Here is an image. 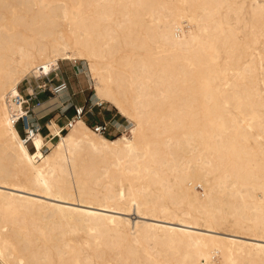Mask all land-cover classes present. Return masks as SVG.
<instances>
[{"label":"bare ground","instance_id":"obj_1","mask_svg":"<svg viewBox=\"0 0 264 264\" xmlns=\"http://www.w3.org/2000/svg\"><path fill=\"white\" fill-rule=\"evenodd\" d=\"M65 60L122 133H18ZM0 207V264H264V0H0Z\"/></svg>","mask_w":264,"mask_h":264},{"label":"rangeland","instance_id":"obj_2","mask_svg":"<svg viewBox=\"0 0 264 264\" xmlns=\"http://www.w3.org/2000/svg\"><path fill=\"white\" fill-rule=\"evenodd\" d=\"M187 28H188V26H185L184 29H187ZM178 33L183 36L182 32H178ZM79 66H80L81 70H79ZM58 74H59V76H56L54 74L49 75L50 82H48V91L46 92L47 95H45V97H42V99H44V101L46 99H49V97H52L55 95L53 87L56 85V81H59L58 78H61L62 76H64V78H62V80H66L68 83V87H70L73 90V93H71L73 97L80 96L81 98H84L87 105L92 103V96L94 93L93 82H92V79L90 78V75L86 71V64L83 63L82 60H77V61L65 60L62 62L60 61V68L58 70ZM45 80H47L46 77L40 78V79L37 78L36 80L33 78V82L32 81H31V83H30V81H28V82L32 85L31 87H33V85L34 86L37 85L38 82L42 83ZM27 88H28L27 82H25L21 85V91H23V89L27 90ZM66 106H68L66 102H64L61 106H54L53 108L49 109L51 111L45 112L46 116L44 115L45 117L43 119H46V123H50L52 121H55V116L60 112V110H62V108L65 110V108H67ZM103 106L105 108H107V107L111 108L112 112L114 114H116L115 116L120 119V121L122 122L121 124L123 126L129 125V122L127 121L126 118H124L123 116L120 117L118 109L113 104H111L110 102L104 101ZM57 107L60 109H57ZM68 109L70 111L72 109H74V114L72 116L69 114L70 118H72L75 115L74 104L70 105L68 107ZM102 111H104L103 108H102ZM36 114L39 115L41 113L39 111ZM67 114H68V112H67ZM67 121H68V119H66V123H64V125L61 126L62 133L67 132V126H66ZM88 124L90 126H92V124H90V123H88ZM17 126H18L19 130L21 131V135L25 136L24 131H23L22 122H19L17 124ZM121 126H119V129L117 127V129H115L116 131H114L112 133H106L105 135H107L108 137H113V136H116V135L122 133V130H124V129H123V126L122 127ZM40 131L43 134H46L49 132V129L47 131H46V129H40ZM51 131H52L53 135L56 134V130L52 129ZM126 131H128V130H126ZM57 139H58V136H53L52 140H50V141H48L49 139H46V141H45L46 144L43 147V151H45V152L49 151L50 148L53 146V143ZM28 146H29L30 150L33 149V145L31 143V141L28 142ZM195 190L197 192H199L200 194H203V192H204V189L200 184L196 185ZM0 210L4 213L5 216H7V217L11 216L12 217V214H13V208L12 207L4 208V209L2 207H0ZM131 216L134 217L136 215L132 214ZM220 257L221 256L219 255V253H215L212 256V258H214L213 260L218 261V262L221 259Z\"/></svg>","mask_w":264,"mask_h":264},{"label":"crops","instance_id":"obj_3","mask_svg":"<svg viewBox=\"0 0 264 264\" xmlns=\"http://www.w3.org/2000/svg\"><path fill=\"white\" fill-rule=\"evenodd\" d=\"M59 68H60V66H59ZM62 78H64V76H62L61 78H58L59 81H61ZM59 81H56V83H58ZM22 92L27 93V90L23 89ZM71 93H73V90L70 87H68L60 95L49 97L52 100L47 102L48 111H51L49 109L53 108L54 106H61L64 102L67 103V105H68V106H66L67 108H65V110L62 108V110H60V112L55 116L54 122L57 123V125L60 128L62 125H64V123H66V119L70 118L69 114L71 116L74 114V109H72L71 111L68 109V107L72 104H74V107L75 106H85V111L82 115V118L87 124L88 123L93 124V123L107 122V123H109V126H110L109 133L116 131L115 129H117V127L115 125L118 126V129H119V126L122 125L121 124L122 122L120 121V119L118 117L115 116L116 114H114L112 112L111 108H109V107L105 108L103 106V103H102V105H99L98 102H94V96H92V103H91L92 107H91V109H88L87 108L88 105L86 104V101L84 98H81L80 96L73 97ZM45 95H47L46 92L40 94L41 99H42V97H45ZM42 100L44 101V99H42ZM102 108L104 109V111H102ZM57 109H60V108L57 107ZM45 112H43L40 115H38V114H36V112H34V114L30 115V119H32V121L35 124L39 125L41 129L48 130L47 126L49 125V123L47 124L46 119H43L46 116ZM67 112H68V114H67ZM119 115H120V117L123 116L124 118L127 119V117L124 116L123 114H121L120 112H119ZM15 126H16L18 133L21 135V131L19 130L18 126L17 125H15ZM52 129L56 130V126H52L51 130ZM55 135H53V136H55ZM21 136H23V135H21ZM48 141H50V140H48ZM45 144H46V142H45ZM32 145H33V143H32ZM33 149H34V146H33Z\"/></svg>","mask_w":264,"mask_h":264},{"label":"built area","instance_id":"obj_4","mask_svg":"<svg viewBox=\"0 0 264 264\" xmlns=\"http://www.w3.org/2000/svg\"><path fill=\"white\" fill-rule=\"evenodd\" d=\"M48 82H50L49 78L43 81L42 83L38 82V84L33 86L32 89L27 93H22V92L14 93L8 97V102L11 108L19 109L22 103H25L27 107V111L25 112V114H19V115L14 114L17 116L16 123L18 124L19 122H22L23 131H24L26 138L28 137L30 138V134L33 129H37V130L41 129L39 125L35 124L32 121V119L29 118V115H30L29 112L34 113V108L43 102L40 94L48 91ZM67 88H68L67 81L61 80L58 83H56V85L53 87V90L55 93H57ZM99 105H102V103H99ZM91 107H92V104L90 103L87 108L91 109ZM84 111H85V106H75V115L73 117L75 116L82 117ZM70 119L71 118H69L68 121ZM92 126L98 132H101L103 134L109 133L110 126H109V123L107 122L94 123L92 124Z\"/></svg>","mask_w":264,"mask_h":264}]
</instances>
